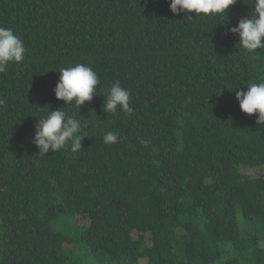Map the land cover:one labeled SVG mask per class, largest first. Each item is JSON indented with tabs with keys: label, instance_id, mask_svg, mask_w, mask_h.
<instances>
[{
	"label": "trees",
	"instance_id": "obj_1",
	"mask_svg": "<svg viewBox=\"0 0 264 264\" xmlns=\"http://www.w3.org/2000/svg\"><path fill=\"white\" fill-rule=\"evenodd\" d=\"M247 2L201 19L170 0H0L26 49L0 73V264H264V171L245 174L264 168V125L235 98L264 49L228 32ZM76 63L100 78L79 112L53 92ZM116 81L131 115L102 110ZM62 107L82 148L41 157L35 125Z\"/></svg>",
	"mask_w": 264,
	"mask_h": 264
},
{
	"label": "clouds",
	"instance_id": "obj_2",
	"mask_svg": "<svg viewBox=\"0 0 264 264\" xmlns=\"http://www.w3.org/2000/svg\"><path fill=\"white\" fill-rule=\"evenodd\" d=\"M237 0H170L169 9L173 14L194 13L201 19L226 17L227 10ZM244 2V0H243ZM250 12L238 20L237 24L228 28V32L238 36V46L247 53H255L264 49V0H248ZM194 16H187L192 18ZM26 49L22 40L11 28L0 27V73L6 71L10 63L19 64L25 58ZM59 78L53 88L55 98L62 100L64 105L73 106L77 112L93 99L97 93L100 78L88 65L76 63L59 70ZM247 90H237L235 98L242 113L256 114V123L264 125V78L259 82L248 83ZM106 99L102 110L116 114L118 111L131 115L134 109L130 105V93L119 81L105 89ZM3 101L0 100V104ZM81 121L69 115L64 108L49 110L38 119L31 142L38 149L41 157L47 153L57 152L66 147L77 152L82 148V140L86 135L82 132ZM104 143H115L117 134L107 132ZM70 142V143H69Z\"/></svg>",
	"mask_w": 264,
	"mask_h": 264
},
{
	"label": "rangeland",
	"instance_id": "obj_3",
	"mask_svg": "<svg viewBox=\"0 0 264 264\" xmlns=\"http://www.w3.org/2000/svg\"><path fill=\"white\" fill-rule=\"evenodd\" d=\"M263 171H264V168L247 169V170H245V174H247L249 176H253V175L258 174L259 172L262 173Z\"/></svg>",
	"mask_w": 264,
	"mask_h": 264
}]
</instances>
